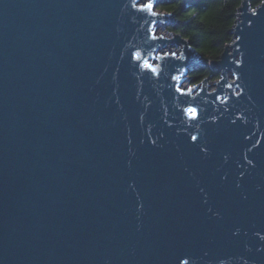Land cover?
Masks as SVG:
<instances>
[{
	"label": "water",
	"instance_id": "water-1",
	"mask_svg": "<svg viewBox=\"0 0 264 264\" xmlns=\"http://www.w3.org/2000/svg\"><path fill=\"white\" fill-rule=\"evenodd\" d=\"M147 2L0 0V264H264V1L212 90Z\"/></svg>",
	"mask_w": 264,
	"mask_h": 264
},
{
	"label": "trees",
	"instance_id": "trees-1",
	"mask_svg": "<svg viewBox=\"0 0 264 264\" xmlns=\"http://www.w3.org/2000/svg\"><path fill=\"white\" fill-rule=\"evenodd\" d=\"M264 0H248L255 8ZM242 0H158L157 9L170 12L174 23L168 32L179 33L189 40L198 53V64L190 69L192 81L218 74L208 63L218 58L224 46L232 40L231 29ZM195 13L190 15V13Z\"/></svg>",
	"mask_w": 264,
	"mask_h": 264
},
{
	"label": "rangeland",
	"instance_id": "rangeland-1",
	"mask_svg": "<svg viewBox=\"0 0 264 264\" xmlns=\"http://www.w3.org/2000/svg\"><path fill=\"white\" fill-rule=\"evenodd\" d=\"M167 26H168L167 23H166V24H159V25L156 27V32H157L158 34H161V35L165 36V37H172L173 34L170 33V32H168ZM179 49H180V45H179V44H176V45H173L171 48L163 49L162 51H169V52L173 51V52H177ZM195 60H196L197 62H199L198 58L195 59ZM207 65H209V66L211 67V63H208V62H207ZM214 81H215V79H213V78L209 80V84L211 85V89L214 88V86H213V82H214ZM195 84H197V82H196V81H191V80H190V73H188V74L185 76V78H184V81H183V83H182V86H184V87H188V86H192V85H195Z\"/></svg>",
	"mask_w": 264,
	"mask_h": 264
},
{
	"label": "snow or ice",
	"instance_id": "snow-or-ice-1",
	"mask_svg": "<svg viewBox=\"0 0 264 264\" xmlns=\"http://www.w3.org/2000/svg\"><path fill=\"white\" fill-rule=\"evenodd\" d=\"M157 2H158V0H157ZM153 7H154V4L151 2V0H149V2H147V3H142V4L140 5V9H141V10H146V11H148V12H151L152 15H155V12H152ZM194 14H195L194 12H193V13H190V15H194ZM154 38H155V37H154ZM134 55H135V57H136L137 59H139L140 56H141V53L137 52V53H135ZM163 56H172V57H175V56H176V53H175V52L164 53ZM161 58H163V57H161ZM146 63H147V62H146ZM149 67L151 68V65H149ZM152 71H153V72H156L157 69H156V68H152ZM175 78H176V79H179V77H175ZM187 91L190 93V92H191V89H188ZM182 94H183V93H182ZM189 111L195 113L196 110H195V109H189ZM193 139H195V138H193Z\"/></svg>",
	"mask_w": 264,
	"mask_h": 264
},
{
	"label": "bare ground",
	"instance_id": "bare-ground-1",
	"mask_svg": "<svg viewBox=\"0 0 264 264\" xmlns=\"http://www.w3.org/2000/svg\"><path fill=\"white\" fill-rule=\"evenodd\" d=\"M252 9H254V8H252ZM232 36H233V34H232ZM233 39H234V36L232 37V40H233ZM232 40H231L230 42H232ZM230 42H229V43H230ZM229 43H227V44H229ZM224 47H225V46H224ZM162 52H163V51H162ZM189 73H190V72H189ZM217 78H218V77H217ZM217 78H216V79H217ZM210 79H212V78L210 77ZM216 79H215V80H216ZM190 80H191V78H190ZM191 81H192V80H191ZM200 81H201V80H200ZM200 81H199V82H200ZM197 83H198V82H197ZM213 86H214V85H213ZM182 87H183V88H186V87H184V86H182ZM209 90H212V89H211V85H209Z\"/></svg>",
	"mask_w": 264,
	"mask_h": 264
}]
</instances>
